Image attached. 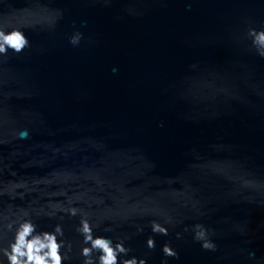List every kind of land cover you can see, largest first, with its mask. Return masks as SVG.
<instances>
[{"label": "water", "instance_id": "1", "mask_svg": "<svg viewBox=\"0 0 264 264\" xmlns=\"http://www.w3.org/2000/svg\"><path fill=\"white\" fill-rule=\"evenodd\" d=\"M0 24L30 42L0 57V248L27 213L83 264L86 216L121 262L264 264V0H0Z\"/></svg>", "mask_w": 264, "mask_h": 264}, {"label": "clouds", "instance_id": "2", "mask_svg": "<svg viewBox=\"0 0 264 264\" xmlns=\"http://www.w3.org/2000/svg\"><path fill=\"white\" fill-rule=\"evenodd\" d=\"M56 15L59 16L60 13H56ZM248 36L252 38V44L256 48L257 54L264 58V30L257 31L250 28ZM81 39L82 34L76 33L70 38V43L77 46ZM28 47H30V42L20 28L6 31V26L0 24V57H6L9 51L20 54ZM16 187H26V185L20 184ZM244 187H254V185L245 181ZM66 213L73 217L79 215L76 208H69ZM165 223H171V221L167 220ZM14 226L13 241L8 247L0 248V257L6 258L7 264H64L65 260L70 259L67 252L62 253L65 243L60 238L64 233L59 224L50 232H39L37 231L38 225L25 213V218L17 221L15 225L8 224V230L11 231ZM151 230L155 234L168 235V229L155 221L151 223ZM138 231H143V228H138ZM77 232L83 236V243L88 245L81 249L80 254L84 257L83 264H146L145 260L137 261L135 257L121 262L119 257L127 256L130 251L124 246V242L113 243L112 240L103 236L94 237L93 227L86 216L81 217ZM180 238V234L177 233V239ZM193 239L200 243L201 248L205 251L216 250V245L209 238V230L203 225L195 226ZM146 246L148 249H154L155 240L150 237L146 241ZM161 251L165 257L179 258L177 251L170 244L163 245ZM94 253L98 255L94 256ZM0 264H3L2 260H0ZM162 264H166V261Z\"/></svg>", "mask_w": 264, "mask_h": 264}]
</instances>
